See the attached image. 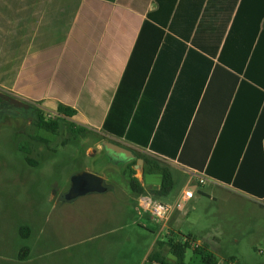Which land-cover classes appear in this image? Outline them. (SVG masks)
I'll list each match as a JSON object with an SVG mask.
<instances>
[{"label":"trees","instance_id":"1","mask_svg":"<svg viewBox=\"0 0 264 264\" xmlns=\"http://www.w3.org/2000/svg\"><path fill=\"white\" fill-rule=\"evenodd\" d=\"M152 3L155 7L149 11L131 4L146 19L102 131L264 197V0ZM34 110L36 127L52 134L74 115L61 109L48 119ZM243 147V159L237 163ZM138 158L149 173L160 176L153 196L165 197L177 189L181 181L169 167L147 156ZM133 165L126 166L127 183L137 199L146 190ZM28 233L26 227L20 229L22 237ZM192 242L196 239L191 235L176 241L169 232L156 242L145 264H186ZM204 245L193 248L201 264H218ZM28 252L21 248L18 259L25 260ZM233 262L230 258L224 264Z\"/></svg>","mask_w":264,"mask_h":264},{"label":"rangeland","instance_id":"2","mask_svg":"<svg viewBox=\"0 0 264 264\" xmlns=\"http://www.w3.org/2000/svg\"><path fill=\"white\" fill-rule=\"evenodd\" d=\"M34 121L0 109V264H145L156 242L169 232L176 241L191 235L196 239L193 246L203 242L218 264L228 257L234 258L233 264H264V200L255 203L196 181L189 184L195 189L187 205L177 203L178 188L155 197L151 191L159 188L160 176L149 173L143 163L140 181L146 195L170 210L159 219L139 207L140 198L135 202L127 183L131 162L115 164L107 155L113 154L97 152L99 143L106 140L147 156L187 182L189 174L176 162L107 139L85 123L66 120L52 134ZM81 171L98 173L108 192L64 201L71 177ZM22 227L28 229L27 237L21 236ZM23 247L29 252L21 261ZM185 263L201 264L191 248Z\"/></svg>","mask_w":264,"mask_h":264},{"label":"crops","instance_id":"3","mask_svg":"<svg viewBox=\"0 0 264 264\" xmlns=\"http://www.w3.org/2000/svg\"><path fill=\"white\" fill-rule=\"evenodd\" d=\"M133 3L145 11L155 7L152 0L147 6L145 0H0V91L45 114L70 109L74 115L67 120L88 124L127 147H139L102 131L146 19ZM245 151L243 147L237 163ZM261 159L264 162V153ZM243 162H250L247 154ZM176 163L185 173L197 171ZM180 181L179 193L193 182ZM207 182L255 203L264 200L215 178L207 177Z\"/></svg>","mask_w":264,"mask_h":264},{"label":"water","instance_id":"4","mask_svg":"<svg viewBox=\"0 0 264 264\" xmlns=\"http://www.w3.org/2000/svg\"><path fill=\"white\" fill-rule=\"evenodd\" d=\"M0 99L8 102L15 108L29 109L32 107L30 104L2 91H0ZM98 148L100 151L102 149L106 150L118 159L123 158L127 162L135 161L133 169L136 172V178L140 180L143 172V160L141 158H138L135 152L106 140L101 141ZM70 182V188L63 197V200L66 202L73 201L79 197H83L86 195L104 194L109 190V187L108 185H106L105 180L95 171L77 172L71 177Z\"/></svg>","mask_w":264,"mask_h":264},{"label":"built area","instance_id":"5","mask_svg":"<svg viewBox=\"0 0 264 264\" xmlns=\"http://www.w3.org/2000/svg\"><path fill=\"white\" fill-rule=\"evenodd\" d=\"M54 117V116H51ZM189 181H196L199 185H203L207 182V177L194 170H189ZM193 197V190L190 186L185 187L177 201V203L186 204ZM139 207L151 211L153 215L157 216L159 219H165L166 214L170 211L167 205L158 202H152L151 197L141 196L139 199ZM261 253V252H260Z\"/></svg>","mask_w":264,"mask_h":264},{"label":"flooded vegetation","instance_id":"6","mask_svg":"<svg viewBox=\"0 0 264 264\" xmlns=\"http://www.w3.org/2000/svg\"><path fill=\"white\" fill-rule=\"evenodd\" d=\"M0 109H5L7 110V112H11L13 114H16V113H19L21 116H24L26 118H35V110H34V107L32 106L31 108L29 109H19V108H15L14 106L10 105L8 102L0 99ZM20 110V111H19ZM19 111V112H18ZM106 150L102 149L101 151H97V152H100V154H104ZM109 153V152H107ZM137 157H139V155L137 153H135ZM109 156V158L115 162V164H118V165H125L127 163V161H125V159L123 158H116L114 156H110L109 154H107ZM134 164H135V161H134Z\"/></svg>","mask_w":264,"mask_h":264}]
</instances>
